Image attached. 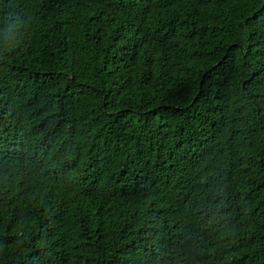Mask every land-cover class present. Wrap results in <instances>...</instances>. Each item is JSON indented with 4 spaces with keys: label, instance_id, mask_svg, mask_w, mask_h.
Instances as JSON below:
<instances>
[{
    "label": "trees",
    "instance_id": "16d2710c",
    "mask_svg": "<svg viewBox=\"0 0 264 264\" xmlns=\"http://www.w3.org/2000/svg\"><path fill=\"white\" fill-rule=\"evenodd\" d=\"M0 264H264V0H0Z\"/></svg>",
    "mask_w": 264,
    "mask_h": 264
}]
</instances>
